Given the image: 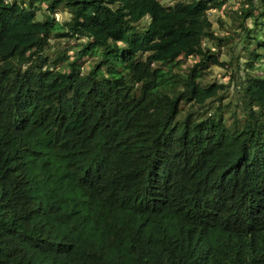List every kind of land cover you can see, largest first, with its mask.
<instances>
[{
    "label": "trees",
    "instance_id": "16d2710c",
    "mask_svg": "<svg viewBox=\"0 0 264 264\" xmlns=\"http://www.w3.org/2000/svg\"><path fill=\"white\" fill-rule=\"evenodd\" d=\"M224 2L0 0V264H264V0L219 82Z\"/></svg>",
    "mask_w": 264,
    "mask_h": 264
},
{
    "label": "rangeland",
    "instance_id": "374dc122",
    "mask_svg": "<svg viewBox=\"0 0 264 264\" xmlns=\"http://www.w3.org/2000/svg\"><path fill=\"white\" fill-rule=\"evenodd\" d=\"M233 3H234V0H225V2L220 7L211 8L207 12L209 20L211 21V32H213L214 36L224 37L225 35L226 36L231 35L229 41L225 44V47L220 43L214 49L215 53H217L219 57L218 65H223V67L217 66V65L213 66L211 68V73L209 75V78L214 79L215 81H219V82H226L228 79V73H230V71L235 72L237 68H242L241 63L246 58V55H243L241 53L242 48H241V45L238 44L239 41L236 40V34L232 35L235 31L238 30V28H236L235 26L238 22H234V24L233 23L231 24V21H232V18L230 16L231 10L228 9L229 5ZM38 16L41 17L39 12H38ZM55 17L58 21L62 22L68 19L69 14L66 10L65 11L58 10L57 13L55 14ZM209 40L216 42L215 39H209ZM51 41H52V38L49 41L50 43L49 45L52 46V44L55 43L56 41L54 42H51ZM210 41L207 42L208 45H211ZM74 42L75 41H72V45H74ZM235 44H238V45L235 46ZM60 45L69 47L68 43L64 39L61 41ZM231 46L232 48L235 47L234 53L231 50L232 48L230 49ZM56 47L61 49L59 45L57 44H56ZM58 51L61 53L63 52V50H58ZM66 51L68 55L72 54L73 48H69L68 50L66 49ZM233 55L238 57L237 60H239L240 66L237 65L236 60L233 61V58H232ZM90 59L91 58L89 57L83 58V60L80 62L81 66L88 67ZM262 61L264 63V56L262 58ZM228 92L231 95L232 94L235 95L236 88L234 89L232 84H230L228 87Z\"/></svg>",
    "mask_w": 264,
    "mask_h": 264
}]
</instances>
